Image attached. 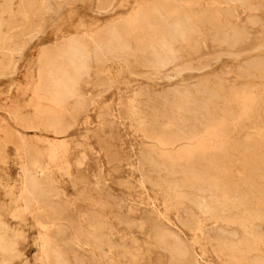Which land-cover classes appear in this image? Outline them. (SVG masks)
Here are the masks:
<instances>
[{
    "label": "rangeland",
    "instance_id": "obj_1",
    "mask_svg": "<svg viewBox=\"0 0 264 264\" xmlns=\"http://www.w3.org/2000/svg\"><path fill=\"white\" fill-rule=\"evenodd\" d=\"M164 2L13 0L2 16L0 264H50L46 249L53 264H264V0H183L191 24L158 67L142 49L179 17L151 12ZM124 25L122 55L87 61L84 107L38 110L44 50Z\"/></svg>",
    "mask_w": 264,
    "mask_h": 264
},
{
    "label": "bare ground",
    "instance_id": "obj_2",
    "mask_svg": "<svg viewBox=\"0 0 264 264\" xmlns=\"http://www.w3.org/2000/svg\"><path fill=\"white\" fill-rule=\"evenodd\" d=\"M5 1H6V5L2 9V12H0V54L3 56V59L0 61V73L8 74L12 72L15 66L14 55L16 54V51L13 50L11 52V57L10 58L7 57V50L4 47L5 39L3 37V32L1 30V26L3 24L2 16L6 14L9 17V20H13L15 12L12 9L13 0H5ZM54 2H56V0H51V3H54ZM182 2L183 0H179L177 2L174 0H171L170 2L165 0L164 3L158 6H154L151 12L153 14H156V13L162 14L166 18V15L175 14L177 12L182 11L183 10ZM101 7L103 8V3L101 4ZM177 15L179 16L178 19H176L172 24L169 25L168 28H166V31L159 39V42L154 41L152 44L144 46L145 48L142 49L143 52H147L149 54L148 62L150 64H154L155 66H158V67H164L165 60H166L164 55L168 54L167 53V50H169L168 46L173 45L172 39L178 38L177 36L180 33L178 29H180L181 27H187V25L190 26L191 21L184 13H177ZM197 18L198 17H194V19H197ZM143 27L145 31L143 32L146 34L148 31H152L154 29L155 24L151 22L149 19H145V24ZM132 30L133 29H131L130 27L128 26L126 27V25H124L122 28L108 27L104 31H98V32L89 33V34L86 33L84 37H80V36L71 37L67 42H64L58 47L44 50L41 53L42 58L40 61V66H39V71H38L39 81L35 85V87H37V90L35 91V97L37 98L36 100L38 102V106H37L38 110L40 111L52 110V111H55V113L57 114V112L61 109V106H63V104L66 101H68L69 99L73 97L77 98L76 107L78 108L84 107L86 105V102L84 101V98H81V95L79 93V89L77 88V86H78V80L87 71V61L91 60V58L98 61L103 57V54L107 52L115 53L116 55L119 56V54H121V52L123 51V49L125 48L127 44L123 40H121L122 38L120 37V34L121 33L123 34L124 32L131 33ZM187 30L188 29H186V32ZM34 31H35L34 28L31 27L27 32H22V34L20 35V38L30 35L29 37H26V41L29 44L32 40H34L36 36L34 35ZM182 35H184V33ZM182 35L181 37H184ZM236 35L238 36L237 33ZM170 40H172V45H169ZM21 41L22 40L20 39V43ZM219 42H222V41H219ZM91 44L94 45V48L92 50H90L89 48ZM161 51H165L166 54L165 52L162 53ZM161 55L163 57H161ZM170 62H171V58H170ZM48 122L51 125L58 126L57 124L59 123V120L50 119ZM208 142H209L208 139L203 138L201 141H198L197 143H194L193 145L195 144L203 145ZM210 142L212 143L211 147L213 148L217 149L221 146V141L218 140V138L215 137L214 135L210 136ZM22 155H24V153ZM24 177H25L26 183L30 187H33L34 186L33 181L27 178L26 172L24 173ZM25 202H28L27 197L25 199ZM54 235L57 236L58 232L54 233ZM53 250L51 249L52 251L51 252L49 249H46L44 253L45 258L47 260L52 261V263L50 264L55 263L54 259L56 258L58 260L61 259L59 255L58 256L60 258L58 257L55 258L54 254L56 252L53 254Z\"/></svg>",
    "mask_w": 264,
    "mask_h": 264
}]
</instances>
